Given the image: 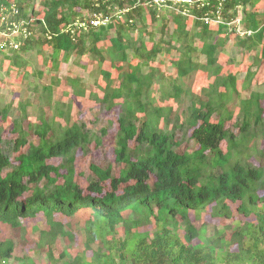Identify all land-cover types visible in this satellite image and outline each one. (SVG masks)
<instances>
[{
  "label": "trees",
  "instance_id": "obj_1",
  "mask_svg": "<svg viewBox=\"0 0 264 264\" xmlns=\"http://www.w3.org/2000/svg\"><path fill=\"white\" fill-rule=\"evenodd\" d=\"M174 1L161 8L155 0H40L38 16H42H35L34 28L26 23L31 35L12 51L11 65L21 67L20 54L40 53L47 46L55 69L60 59L89 55L100 66L104 82L99 84L101 97L89 96L103 111L118 108L113 152L120 170L115 175L112 166L91 165L86 189L76 180V155L87 153L93 142L102 145L105 128L100 129L101 135L94 134L84 123L72 122L70 109L60 104L54 106L52 119L29 123L38 137L35 143L27 141L20 117L12 122L16 135L8 142L2 139L5 127L0 128V223L23 230V220L42 213L49 230L40 231L39 237L56 246L64 235L73 236L54 216L72 218L85 210L91 216L84 227L89 241L111 236L105 242L106 256L94 253L88 262L81 259L85 254L71 260L64 252L58 263L50 251L52 264H108L107 258L113 264L115 256L124 264L123 256L132 244V264H264V166L250 162L251 151L260 152L253 144L264 141V94L242 98L237 77L221 74L232 61H220L226 39L237 32L232 25L241 12L246 32L236 36L237 47L251 55L252 66L264 64V0H207L203 7ZM29 6V0H0V14L13 15L10 19L16 23L27 22L28 10L33 9ZM114 8L129 9L117 25L113 24L116 16L97 29L79 26L85 20L83 10L110 16ZM160 9H166L174 23L167 41L162 38L168 19L160 15ZM149 21L162 23L158 42L147 31ZM213 21L218 22L217 29L212 28ZM104 42L109 43L106 49L99 47ZM172 52L178 54L172 63L177 77L158 75L153 63ZM199 53L204 63L195 57ZM106 61L109 69L103 66ZM197 72L207 81L193 92L185 83ZM253 75L247 72L245 83ZM56 81L43 88L46 98H51ZM69 84L73 96L87 94L79 79H69ZM155 92L163 105H156ZM236 104L237 113L230 110ZM9 113V107L0 109L1 119L6 120ZM233 121L237 133L227 128ZM177 134L182 136L179 140ZM185 137L194 141L196 149L180 153L177 149ZM14 153L18 155L12 160ZM52 160L61 163L56 166ZM230 204L237 205L247 221L232 232L229 241L224 240L225 228L214 227L207 235V225L196 227L190 217L193 213V218L200 219L210 208V218L224 225L233 216ZM126 211L137 217L124 219ZM149 223L157 228L152 238L138 231ZM118 224L125 226L126 234L116 244L111 233ZM235 244L238 251H233ZM13 251V241L0 240V264H9Z\"/></svg>",
  "mask_w": 264,
  "mask_h": 264
},
{
  "label": "rangeland",
  "instance_id": "obj_2",
  "mask_svg": "<svg viewBox=\"0 0 264 264\" xmlns=\"http://www.w3.org/2000/svg\"><path fill=\"white\" fill-rule=\"evenodd\" d=\"M11 2L13 0H10ZM30 6L33 9L28 7V21L19 22L11 21L10 18H13V15L0 14V109L5 107L10 108L9 116L6 120H2L0 117V128L5 127V131L2 132V139L4 142H8L10 139L15 138L16 133L12 131V122L15 118L20 117L22 119L21 126L23 130L27 133V141L30 143H35L38 140V137L34 133V129L29 128V123L36 125L40 124V119L45 118L46 120L52 119L54 115V110L57 104L63 106V108L70 109L71 121L72 122H82L84 123L89 130L94 134H100V129L105 128L107 130V135L102 138V145L97 146L93 142L89 151L84 154V152H78L76 155V180H78L81 186L86 189L88 179L92 176L91 165H97L101 167L112 166L114 168V174L116 175L120 170L119 166L114 163V146H115V135L118 130L117 124V115L118 108L113 109L112 111H103L100 104L93 100L90 97L93 94L101 97L102 92L99 90V84L104 85V82L101 80L100 75V66L97 65V61L91 60L89 55H85L82 58H78L76 55L71 56L68 61L60 59L59 68L55 69L52 67V62L50 55L52 53L51 48L44 46L40 53H37L36 50L22 53L19 55V61L22 66L17 67L11 65V60L13 59L12 51L18 50L23 44L22 38L29 35V30L27 29V24L32 28L35 27L34 21L35 16H38V13L41 11L40 0H29ZM166 8V7H165ZM126 10V12H125ZM129 9L125 8L123 10H117V8L110 11V16H105L102 13L97 15L98 17H107L111 19L112 17L118 18L113 24L117 25L118 21H123L124 16ZM32 11L35 12V15L32 16ZM159 12L161 16H166L168 20V30L164 33L163 41H167L169 35L174 29V23L169 16V12H166V9H160ZM83 17L85 20L79 23L84 24L88 23L95 14L89 13L86 10L82 11ZM160 16V17H161ZM149 17V16H148ZM10 19V20H9ZM243 15L239 12V16L236 22L232 25L237 32L231 34L226 39L225 46L223 48V55L220 58V61L231 60V65H225L221 74L228 75L233 74L238 79V89L240 96L244 99L249 98L252 93H261L264 94V64L261 63L259 66L253 65V58L248 53L240 50L237 47V38L243 37L246 28L245 23L243 22ZM32 22H31V21ZM27 23V24H26ZM162 23L160 22H148V32L154 35V39L158 42L161 38V29ZM213 29L218 28V22H211ZM79 29H81L79 27ZM89 30V28L87 29ZM28 31V33H27ZM27 33V34H26ZM24 35V36H23ZM114 36V32L111 34ZM137 37V33L133 34V39ZM148 39V36H146ZM148 42V40H147ZM149 43V42H148ZM196 46L198 43L195 44ZM88 46V43H87ZM109 46L108 42L99 44V47L106 49ZM8 57H11L8 59ZM178 54L172 52L163 56H159L157 60L153 63L152 66L158 67L161 76L166 78L172 77L176 78L177 73L172 63L176 60ZM195 57L199 59L202 63L205 62L204 56L195 54ZM6 58L8 60H6ZM104 68L109 69V62L106 61L103 64ZM147 71V70H146ZM247 72L254 73L250 78L248 83H245ZM118 75V74H114ZM113 75V76H114ZM79 79L81 82V87L87 92L83 97H75L70 93V84L69 79ZM57 79L56 84L53 86V91L51 93V98H46L45 93H43V88L52 84V81ZM115 85H117L118 80H115ZM207 79L205 75L201 72L195 73L192 81H187L185 86L191 91L196 92L200 87L205 84ZM115 85H113L115 87ZM90 95V96H89ZM156 105L160 106L164 104V100L161 99V95L156 93ZM21 105L25 107V113L22 114ZM55 106V107H54ZM264 109V107H263ZM231 111L235 113L238 112L237 104L230 108ZM24 118V119H23ZM213 123L217 122L216 117L212 120ZM233 122L227 123V128H230L234 133H237V129L233 126ZM63 124H65L63 122ZM163 123H161V126ZM178 135V140L182 137ZM181 145L177 149L180 153L186 149L195 150L196 146L194 141H190L189 137L183 138ZM256 146L257 151H251L250 162L256 166H264V141L256 140L253 144ZM223 151H225L224 144L222 145ZM18 154H11L12 160ZM14 163V162H13ZM52 164L58 166L60 165V160H52ZM233 212L231 219L224 220V225H221L220 219L210 218L211 209L204 213L200 219L193 218L195 215L190 213V217L193 220V223L196 227H201L203 224L207 226V235H210V232L213 231L214 227H219V229L225 228V241H229L230 236L233 231H237L238 228L244 225L245 220L237 212V205L230 204ZM124 219H133L137 217L136 213H131V211H126L123 213ZM90 212L82 210L79 215L75 217H64L63 215L57 214L54 216V221L62 223L66 230L71 232L73 239L64 235L61 239L58 240L56 246H52L49 240L40 239V231H48L49 226L46 223V218L42 213H38L34 218L23 220L21 229H14L8 225L0 223V240L13 241L14 251L13 258L9 260V264H23L19 259H24L31 261L32 264H52L48 253L51 251L55 261L58 263L62 262L59 259V256L66 252L67 257L73 260L77 255L86 256V260H90L95 252L103 248V241L101 237H92L95 241H89L90 236L85 232V225L89 219ZM251 220L254 219L253 216ZM154 224L144 225L141 232L149 231L152 229ZM37 229V231L35 230ZM222 231V230H221ZM183 234L182 231H180ZM114 236L115 241H121L125 237V226L123 224H118L115 227V231L111 233ZM217 237H215L216 239ZM41 240V241H40ZM106 240L110 241L111 236L106 237ZM49 245L52 248H49ZM103 249H106L105 247ZM234 249L233 251H236ZM115 260L118 261V256L115 257ZM108 264H110L109 259L107 258ZM95 264H103V262L96 261Z\"/></svg>",
  "mask_w": 264,
  "mask_h": 264
},
{
  "label": "built area",
  "instance_id": "obj_3",
  "mask_svg": "<svg viewBox=\"0 0 264 264\" xmlns=\"http://www.w3.org/2000/svg\"><path fill=\"white\" fill-rule=\"evenodd\" d=\"M170 0H155V4L159 7H167L168 3ZM207 0H175L173 3L175 4H182V5H188V6H194L198 3H201V6L203 7ZM126 12V10H125ZM97 15L99 14H95V16L90 19L88 21V23L84 26V24H80L79 26L84 28V29H87L88 28V25H90L91 27L97 29L101 26H106L108 23L111 22L110 19H108L107 17H98ZM117 18L119 15H116ZM27 37V35H26Z\"/></svg>",
  "mask_w": 264,
  "mask_h": 264
},
{
  "label": "clouds",
  "instance_id": "obj_4",
  "mask_svg": "<svg viewBox=\"0 0 264 264\" xmlns=\"http://www.w3.org/2000/svg\"><path fill=\"white\" fill-rule=\"evenodd\" d=\"M27 33H28V31H27ZM26 33V34H27ZM29 35H27V37H23L22 38V41H23V39H26V38H28L30 35H31V33H28ZM24 36V35H23ZM192 219V218H191ZM193 221V220H192ZM150 224V223H149ZM144 225H146V224H144ZM144 225H142V227L144 226ZM195 225V224H194ZM156 227L153 225L152 226V229L151 230H149V231H144V232H142V233H147L148 234V236H149V238H152L153 237V233L156 231ZM115 231V230H114ZM126 232V231H125ZM141 232V231H140ZM126 234V233H125ZM101 237V239H102V241H103V248L105 247L106 249H100V250H98L97 252H95V253H103V256H106L107 255V246H105V242L106 241H108V240H106V238H104V237H102V236H100ZM125 238V237H124ZM123 238V239H124ZM122 239V240H123ZM121 240V241H122ZM120 241H117L116 242V244H118ZM198 242V241H197ZM132 248H134V246H133V244H132V247H131V249H130V252H127V253H125L124 255L125 256H123L124 257V264H132V259H131V255L130 254H132V252L133 251H131L132 250ZM220 248V247H219ZM234 249H237L236 251H238L239 250V245H234ZM135 252H137V250H135ZM94 255V254H93ZM92 256V255H91ZM116 257V256H115ZM12 258H13V255H12ZM11 258V259H12ZM10 259V260H11ZM19 259V258H18ZM81 259H83L84 261L86 260V256H84V258H81ZM92 259V258H91ZM91 259L90 260H86V261H88V262H90L91 261ZM20 261H22L23 262V264H32V262L31 261H28V260H24V259H20ZM116 261V260H115ZM118 261L119 262H117V263H113V264H121V259L119 258V256H118ZM96 262V261H95Z\"/></svg>",
  "mask_w": 264,
  "mask_h": 264
}]
</instances>
